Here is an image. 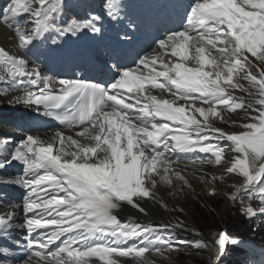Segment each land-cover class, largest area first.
I'll list each match as a JSON object with an SVG mask.
<instances>
[{
    "label": "snow or ice",
    "instance_id": "snow-or-ice-1",
    "mask_svg": "<svg viewBox=\"0 0 264 264\" xmlns=\"http://www.w3.org/2000/svg\"><path fill=\"white\" fill-rule=\"evenodd\" d=\"M121 8L120 0H106L111 20L119 19ZM61 12L62 0H9L0 21L13 30L17 47L25 52L47 33L63 38L85 29L101 30V16L61 25ZM22 13L33 18L31 24L20 23ZM185 20L182 30L165 33L135 66H106L115 72L106 83L53 79L0 47V82L5 85L0 96H7L10 104L35 106L82 138L59 130L48 139L28 133L14 148L8 147L7 136L0 138V170L19 163L22 173L6 182L24 190L22 205L10 203L11 210L0 214V238L9 234L22 206V227L29 235L22 264H124L120 257L148 264L145 253L180 252L182 243L219 255L229 243L224 232L213 244L202 239L174 243L153 228L123 225L117 216L122 204L148 215L143 203L156 201L160 183L188 184L174 167L180 158L170 154H184L193 166L220 165L226 146L219 141L231 142V152L239 154L230 157L224 173L243 177L228 199L239 202L244 214H256L245 197L264 193V67L258 68L250 57L264 66V0H192ZM229 88L245 91L253 100L235 99ZM237 109L246 114L237 119L246 122L232 124L243 131L227 133L214 126L213 120H224L221 113ZM195 153H210L212 158ZM53 244L55 249H50ZM9 251L0 248L5 256Z\"/></svg>",
    "mask_w": 264,
    "mask_h": 264
},
{
    "label": "rangeland",
    "instance_id": "rangeland-1",
    "mask_svg": "<svg viewBox=\"0 0 264 264\" xmlns=\"http://www.w3.org/2000/svg\"><path fill=\"white\" fill-rule=\"evenodd\" d=\"M230 150L231 149H229V151ZM216 168H220V166ZM218 173H220V171H216V175L214 177H216ZM201 177L205 178L206 175H198V180L193 179L183 187L179 186L180 184H178L174 188L166 184L160 183L159 185H157L155 195L159 201L172 203L170 208L169 206H166L167 212L172 214L177 219H183L187 231H192L195 227L198 229V231H201L208 240H214L218 232H221L224 229L227 230L229 228L227 227L228 223L232 221V223H234L238 219L237 212L235 209L236 205L233 201L228 199V195H226V191H228V185H235L236 183L231 177L226 178L225 184H216L218 186V192L216 195L211 196L208 195V187H210V185L208 184H211V180H208V182H203V178ZM208 178L213 180V177ZM231 189L232 187L229 188V191H232ZM173 192L179 193L181 197H178L179 194H176L177 196H174ZM226 200H229V206H226ZM258 215H260L261 218L264 217V206H259ZM200 228L207 231L201 230ZM243 229L244 231H250V228L247 227H243ZM208 253L209 250L207 249H195L192 250L191 254L189 255L181 253L178 254L177 257L173 255L164 256L162 258L160 257V263L162 262L163 264H208L204 257L205 255H208ZM223 263H225V257H222V259L220 257V259L217 261V264Z\"/></svg>",
    "mask_w": 264,
    "mask_h": 264
},
{
    "label": "bare ground",
    "instance_id": "bare-ground-1",
    "mask_svg": "<svg viewBox=\"0 0 264 264\" xmlns=\"http://www.w3.org/2000/svg\"><path fill=\"white\" fill-rule=\"evenodd\" d=\"M12 37V34L10 31H8L6 28L2 27L0 25V45H7L9 43V38ZM250 55V54H249ZM251 59V58H250ZM234 81H235V78H234ZM0 101H3L2 99H0ZM180 103H183V101H181ZM205 107H207V105H205ZM219 110V106H218V109ZM196 117L198 119H202L200 116H199V113H195ZM221 115L224 117V120L221 121L220 119H215L216 121H218L219 123L221 122H226V115L225 113H221ZM213 122V121H212ZM214 126L218 127L214 122H213ZM223 126V125H222ZM225 132L227 133H230V131L227 129V128H223ZM188 164V163H187ZM192 168H193V165L191 164H188V169H185L184 171L185 172H192ZM190 180H192L193 178L192 177H189ZM235 181L240 184L243 179H241L239 176H236L235 178ZM190 185V184H189ZM164 186V185H163ZM175 188V187H174ZM173 188V189H174ZM178 188V187H177ZM187 189V188H186ZM167 191V190H165ZM176 191V190H175ZM188 191V190H187ZM171 193V192H169ZM174 193V192H173ZM172 193V194H173ZM185 193V192H184ZM176 194H179L177 192H175L173 195L174 196H177ZM182 195V194H181ZM178 197L180 198V194L178 195ZM183 197V196H182ZM184 198V197H183ZM191 198V197H190ZM229 200H226L225 204L226 206H229ZM161 204L165 205L164 202H158V200L156 199V201H148V202H144V205L146 206L147 208V212H148V215L146 216H141L143 217L144 219L146 220H164L165 222H174L173 219H172V216L165 210V207H161ZM123 211L124 212H128L129 214H134L136 215V213L133 211V210H128L127 208H123ZM194 226V225H193ZM197 229V228H196ZM183 234V231L181 232H178L176 231L175 233V237L177 238H181V235ZM214 242V241H213ZM213 242H208L209 244H213ZM225 252V250L220 253L219 255H217L214 251H209L208 255H205V259L207 261L208 264H216L217 263V260L219 259V257ZM168 262V261H167ZM162 263V262H161ZM163 264V263H162Z\"/></svg>",
    "mask_w": 264,
    "mask_h": 264
},
{
    "label": "trees",
    "instance_id": "trees-1",
    "mask_svg": "<svg viewBox=\"0 0 264 264\" xmlns=\"http://www.w3.org/2000/svg\"><path fill=\"white\" fill-rule=\"evenodd\" d=\"M201 216H202V214H201ZM232 222H230V223L227 224V227H229L227 229L229 235L239 234V232H241V228L244 226V223H243L242 219L238 216V219L234 223H232ZM200 229L201 230H204L202 228H200ZM204 231H207V230H204Z\"/></svg>",
    "mask_w": 264,
    "mask_h": 264
}]
</instances>
